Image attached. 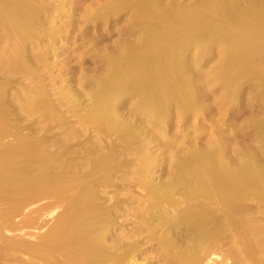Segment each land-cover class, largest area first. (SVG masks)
<instances>
[{"label": "bare ground", "instance_id": "bare-ground-1", "mask_svg": "<svg viewBox=\"0 0 264 264\" xmlns=\"http://www.w3.org/2000/svg\"><path fill=\"white\" fill-rule=\"evenodd\" d=\"M48 1L0 0V236L2 229H12L5 220L43 199L52 197L48 207L61 211L44 234L33 236L34 241L0 238V264H22L23 257L24 264H151L153 258L161 264H264V227L253 222L264 219V164L253 153L241 162L233 155L227 162L218 143L186 151L183 147L182 154L168 156L173 163L168 176L155 179L157 159L150 145L156 132L148 136L139 129L142 119L155 128L167 125L172 110L182 121L202 113L194 84L199 68L187 62L191 46L201 54L213 45L222 46L219 65L207 76L225 79L224 89L232 98L241 78L251 77L264 91V72L254 69L255 62H262L258 54L264 53V1L202 0L183 7L172 0L97 4L80 25L136 10L135 24L129 23L121 33L134 31L137 39L98 55L96 61L104 70L87 82L88 103L80 124L76 122L79 127L69 125L73 130L59 107L74 112L77 95L61 89L55 104V93L45 91L41 83L38 65L52 68L48 50L57 40L61 27L55 22L65 15L68 0H51L53 6ZM46 24L52 27L48 34L42 33ZM44 38L48 43L39 50ZM78 59L80 66L84 59ZM16 76L29 82V97L17 93L21 82ZM131 98L135 122L121 113ZM34 112L70 131L63 140H32L20 134L18 115ZM81 124L95 127L96 150L70 145L82 135L76 129ZM157 134L164 136L161 129ZM176 137L162 146L181 148L184 142L181 139V145ZM103 138L107 144L99 142ZM130 158L137 162L132 186L139 192L132 201L135 206L120 212L121 201L109 193L118 191L114 179L128 174ZM117 214L120 223L115 221ZM125 221H132L131 230L122 228L110 237Z\"/></svg>", "mask_w": 264, "mask_h": 264}, {"label": "rangeland", "instance_id": "rangeland-1", "mask_svg": "<svg viewBox=\"0 0 264 264\" xmlns=\"http://www.w3.org/2000/svg\"><path fill=\"white\" fill-rule=\"evenodd\" d=\"M75 1L73 0V3H70L71 1L69 0L67 1L65 6V15L62 16L60 21L55 22V26H60L61 28L57 40L54 43V47H52V49L49 48L50 50H48L49 54L47 59L49 61L48 63H50L48 64V66L50 65V67H52L51 70L44 68L43 65H38L39 68H41V83L44 86L45 91L51 94L55 93V95L52 97L55 104H58L57 94L61 92V89L62 91L69 90L71 92H74L78 97L79 106L74 109V112L67 113V111H65V107H59V112L60 114H62L64 122L68 124V127H70L69 125H73L72 127H76L77 124H80V118L85 111V109L83 108L88 103L86 93L91 88L88 85L89 83L87 82L90 78L93 77L95 73H99L102 68L100 66V63L96 61L98 55H100V53H105V51L108 52L111 49H116V47L118 46L117 44L123 41L133 42L134 39L136 41L137 35L134 33V31L131 33V35H128V33L123 35L121 33V30L126 29L129 23H134L133 21L138 17L139 13L138 11L137 13H135L136 10L134 11L131 9H126L122 12H115V14L113 13L109 15L106 21L103 19H98L96 20L97 22L94 21L93 24H90L92 22L87 21L88 23H86L85 21L88 17H90L88 15H90V13L92 15V13L95 12V9L98 7H96L97 4H103L106 0H78L80 2ZM161 1L165 4L168 2V0ZM172 1H174V3H177V5L183 7L185 5L187 6L188 4H190L191 6L197 5L202 0ZM48 3L52 6L54 5L53 1L51 0L48 1ZM94 7L96 8L94 9ZM83 19H85V22L83 23L87 25H80V23L82 24ZM81 26H83V28H81ZM44 29L45 30H43L42 33L48 34V31H50L52 27L46 24ZM86 38H89L88 41L93 40L95 42H88ZM47 43V39L44 38V41L40 45L41 47H39V50H43ZM42 44L45 45L43 46ZM263 45L264 42L262 41L261 46L264 47ZM52 50L58 53L56 55L57 57L53 56ZM263 54H258V56L260 57V60L258 62L262 61V64L255 62V73H260V71L264 72ZM222 55L223 48L220 45H213L208 51L203 52L202 54L194 46L189 47L187 51L188 64L192 65V67L199 68L198 73L200 74V76H197V78L194 80V84L196 85L197 89L198 102L200 103V106L202 108V113L200 112V116L198 115V117H196L189 115L186 116L182 121L174 114V110H172V113L170 114L168 119V124L162 125V127H156L157 129L150 123L144 121L145 119L141 120L139 129L144 131L146 135L149 136L151 135V133L156 132L152 137V144L150 145V149L151 151H154V155L157 159L158 167L155 168L153 176L155 179H165L168 176L169 173L167 172H169L170 170L168 169L169 165L173 164L170 163V158H168V156L170 154H182V150L184 151V149H182L183 147L186 151V148H191V146L192 148L194 146L196 148L197 146H199V149H202L201 147H209L210 145L218 143L223 150V158L227 162H230L235 155L240 156L238 161L241 162L247 157L246 154L249 155L250 153H253L257 158V161L259 160V163L261 162L264 164L263 87H260L261 85L256 86V81H253L255 83L253 84L251 81V77L250 82L249 77L245 78L247 75L243 76L245 80H242L241 78V81H238L242 82V84L239 83L241 87L238 89L239 91L237 92L236 96L232 98L231 92H226L224 89V85L225 83H227L225 82V79H223L222 81L216 76H207L211 73V71L215 70V68L218 67ZM78 58L84 59V61L81 60L78 63L80 64V66L77 65L76 62L78 61L75 60ZM74 61L75 63L73 65ZM64 63L66 64V66ZM96 64H99V67H97ZM103 70L104 69H102V71ZM16 77L20 81V78L18 76ZM21 80V89H19L17 93L21 91L22 96L26 95L27 97H29L30 93L27 92H29L28 90L30 84L25 79ZM259 82L257 84H260ZM52 84L54 85L52 86ZM230 98L231 100L233 99L235 101L232 102L233 100L231 101ZM133 101V98L127 100L126 106L122 107L121 109L123 119L127 121L131 120L130 122H135L138 118L137 116H131V113L133 112ZM15 112H18V108H15ZM42 116L43 115L40 112L19 114L16 123L18 132L23 135H28L32 140L42 139L45 137L46 139L50 140H63V138L70 130H65L64 128V130H60V127H57L54 122H50V120H47L46 122V119ZM84 125L80 128H76L78 131L81 130L80 132H82V135L77 139V141H71L70 145L80 143L84 144L85 147L91 150H96V145L98 143V141L95 142L96 140H98L95 136L96 129L89 124L85 126ZM72 127H70L71 130H73ZM160 129L163 130L164 136H162L161 134H157L158 130ZM181 134H183L185 137H182ZM199 135L200 137H198ZM174 136H177L176 139L178 138L177 141L178 143H181V145V139L184 142L183 145L180 146L181 148H166L162 146L165 141L171 139L173 140ZM10 139L11 138H5L4 141H8ZM105 139L107 138L100 139L99 142L107 144ZM153 140L156 141L153 142ZM113 142L116 143V141ZM48 149L52 150L51 147ZM130 159L132 160L133 165L128 169V174H126L123 179H121L119 176L114 179L118 191H112L109 193V196H112L113 200L121 201L122 209L118 210L120 212H123L124 207L131 208L135 206L132 204V201L137 198L139 192L136 187L132 186L135 182L133 175L134 171L136 170L137 162L133 158ZM53 201L54 199L52 197L43 199L36 204L23 208L18 215L5 220L3 224H11L12 229H2L0 238L4 239L7 242L19 239L34 241L35 239L33 238V236L37 237L44 234L53 223L56 215L61 211L60 207L59 209L55 208L54 206L51 208L48 207L52 204ZM105 202L106 204H109L107 198L105 199ZM243 204L248 206L251 205V202L245 201L243 202ZM254 216L260 217L261 214L256 213L254 214ZM29 220L32 221L31 225L27 223ZM115 221L117 223L121 222L118 214L115 215ZM253 222H258L264 227V219H258ZM23 223H25V225ZM122 228L125 231H130L132 228V221H125L120 226L118 224L114 229H112L110 237L115 233H119ZM140 241L143 244L144 240L142 238L140 239ZM21 260V263L24 264V257L21 258ZM219 260L220 257L216 259V261ZM151 262V264H161V261L158 258H153Z\"/></svg>", "mask_w": 264, "mask_h": 264}]
</instances>
